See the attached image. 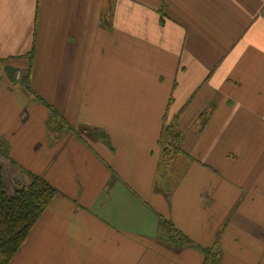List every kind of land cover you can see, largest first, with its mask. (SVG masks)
I'll return each mask as SVG.
<instances>
[{
	"label": "crops",
	"instance_id": "obj_1",
	"mask_svg": "<svg viewBox=\"0 0 264 264\" xmlns=\"http://www.w3.org/2000/svg\"><path fill=\"white\" fill-rule=\"evenodd\" d=\"M0 168L9 264H264V0H0Z\"/></svg>",
	"mask_w": 264,
	"mask_h": 264
},
{
	"label": "trees",
	"instance_id": "obj_2",
	"mask_svg": "<svg viewBox=\"0 0 264 264\" xmlns=\"http://www.w3.org/2000/svg\"><path fill=\"white\" fill-rule=\"evenodd\" d=\"M47 107L52 120L62 119L54 109ZM176 136V127L164 121L159 139L164 157L169 158L171 151H180V147L174 144ZM29 178L30 182L26 187L14 191L12 196H7L0 168V264H9L55 195V190L41 177L30 174ZM161 226L167 230L171 242L184 247L199 248L170 223L163 221ZM199 249L205 255V264H219L218 257L211 251Z\"/></svg>",
	"mask_w": 264,
	"mask_h": 264
}]
</instances>
